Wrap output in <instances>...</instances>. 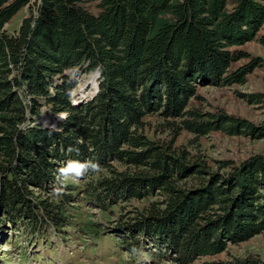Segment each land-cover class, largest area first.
Instances as JSON below:
<instances>
[{
	"label": "trees",
	"instance_id": "1",
	"mask_svg": "<svg viewBox=\"0 0 264 264\" xmlns=\"http://www.w3.org/2000/svg\"><path fill=\"white\" fill-rule=\"evenodd\" d=\"M24 6L30 14L8 32ZM263 28L264 0H0V220L60 232L73 225L79 192L100 208L137 200L143 206L116 227L120 245L152 244L188 263L263 233L264 155L212 170L176 145L183 130L196 140L213 131L264 137V125L190 106L199 85L246 82L262 59L231 70L247 55L234 47L264 45ZM95 70L97 93L74 105L72 73ZM42 107L64 119L43 125ZM155 116L163 138L146 131ZM88 161L99 168L85 169L83 189L64 182L62 168ZM92 226L81 231L96 237Z\"/></svg>",
	"mask_w": 264,
	"mask_h": 264
},
{
	"label": "rangeland",
	"instance_id": "2",
	"mask_svg": "<svg viewBox=\"0 0 264 264\" xmlns=\"http://www.w3.org/2000/svg\"><path fill=\"white\" fill-rule=\"evenodd\" d=\"M85 5L91 12H97L95 2H86ZM31 6L21 8L6 23L5 28L8 32L18 28L22 18L30 14ZM262 34L264 28L260 32V35ZM234 49L247 55L233 63L231 70L254 58L262 59L261 65L247 76L245 83L228 86L199 85L197 97L191 98L190 106L202 112H225L256 126L264 125V45L256 39ZM96 71L72 73L77 82L71 91L73 103L79 104L97 93L94 95L91 93L92 86L88 83L90 75ZM255 94H260L262 101L251 100L250 96ZM55 115L61 117L56 123L64 119V113L52 114L46 107H42V114L38 120L46 118L54 121ZM147 121L151 123L146 129L147 133L151 137L163 138V133L156 134L155 125L159 121L158 117H150ZM176 145L186 148L192 155L203 156L212 170H216L221 161L231 160L239 163L255 154L264 155V137L254 138L248 134L231 135L223 131H213L208 136L196 140L194 134L183 130L176 140ZM113 165L120 168L116 162ZM63 179L64 182L75 183L78 189H83V179L71 176H64ZM83 197L85 194L79 192L74 205L73 225L60 232L46 228L41 234L38 231L33 234L23 223L13 225L0 220V264H204L213 260L247 256L264 261V232L239 244L230 242L227 249L220 254L199 258L192 263L176 260V254L172 252L167 255L168 257H162L152 244L144 243L137 251L127 252L120 245L119 230L116 227L131 220L135 215L134 211L143 206L142 202L132 200L129 203L120 202L114 207L100 208L87 202ZM88 221H91L93 229L99 233L96 237L81 231L83 224Z\"/></svg>",
	"mask_w": 264,
	"mask_h": 264
},
{
	"label": "clouds",
	"instance_id": "3",
	"mask_svg": "<svg viewBox=\"0 0 264 264\" xmlns=\"http://www.w3.org/2000/svg\"><path fill=\"white\" fill-rule=\"evenodd\" d=\"M98 168L99 165L92 161H88L86 164H81L79 162H70L67 167L62 168L60 171L66 177L71 176L73 178H79L86 173L85 169L96 171L98 170Z\"/></svg>",
	"mask_w": 264,
	"mask_h": 264
},
{
	"label": "water",
	"instance_id": "4",
	"mask_svg": "<svg viewBox=\"0 0 264 264\" xmlns=\"http://www.w3.org/2000/svg\"><path fill=\"white\" fill-rule=\"evenodd\" d=\"M96 73H97V76H99V74H100L99 71H96ZM98 86H99V82L97 81L96 89H95L93 95L97 92V90H98ZM81 98H82V97H81ZM74 104H76V102H74ZM64 116H65V114H64ZM63 118H64V117H63ZM60 119H61L60 116H56V115H55V116L53 117V120H54V121H49V119H46V118H45V119H44V118H43V119L41 118L40 121H41L44 125L53 126V125L56 124L57 121H60Z\"/></svg>",
	"mask_w": 264,
	"mask_h": 264
},
{
	"label": "bare ground",
	"instance_id": "5",
	"mask_svg": "<svg viewBox=\"0 0 264 264\" xmlns=\"http://www.w3.org/2000/svg\"><path fill=\"white\" fill-rule=\"evenodd\" d=\"M97 73H93V74H91L90 75V77H89V84H91V86H92V94L94 93V91H95V89H96V85H97ZM60 115H61V113H60Z\"/></svg>",
	"mask_w": 264,
	"mask_h": 264
}]
</instances>
